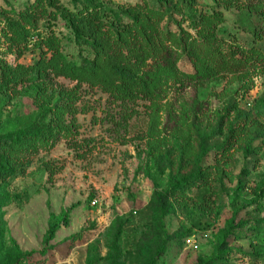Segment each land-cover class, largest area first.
<instances>
[{"label":"rangeland","instance_id":"1","mask_svg":"<svg viewBox=\"0 0 264 264\" xmlns=\"http://www.w3.org/2000/svg\"><path fill=\"white\" fill-rule=\"evenodd\" d=\"M263 178L264 0H0V264H264Z\"/></svg>","mask_w":264,"mask_h":264},{"label":"trees","instance_id":"2","mask_svg":"<svg viewBox=\"0 0 264 264\" xmlns=\"http://www.w3.org/2000/svg\"><path fill=\"white\" fill-rule=\"evenodd\" d=\"M189 55H190V57H191L192 59H195V60H198L199 57H200L199 54H198L194 49H190V50H189ZM256 196H257L258 198H264V178H263V180H262V181L260 182V184H259V189H258V191H257ZM159 197H162V196H159ZM54 232H55V228L53 227V228H51V230H50V235H53ZM200 262H202V261H200ZM146 264H155V262H152V263H146Z\"/></svg>","mask_w":264,"mask_h":264},{"label":"built area","instance_id":"3","mask_svg":"<svg viewBox=\"0 0 264 264\" xmlns=\"http://www.w3.org/2000/svg\"><path fill=\"white\" fill-rule=\"evenodd\" d=\"M97 204H98V200H97V199H94V200L92 201V205L95 206V205H97Z\"/></svg>","mask_w":264,"mask_h":264}]
</instances>
